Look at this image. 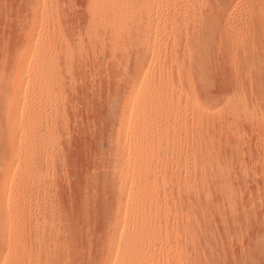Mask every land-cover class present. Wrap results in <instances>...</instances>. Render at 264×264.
Returning a JSON list of instances; mask_svg holds the SVG:
<instances>
[{"label":"rangeland","instance_id":"obj_1","mask_svg":"<svg viewBox=\"0 0 264 264\" xmlns=\"http://www.w3.org/2000/svg\"><path fill=\"white\" fill-rule=\"evenodd\" d=\"M252 1L150 0L127 46L120 0H0V144L14 166L0 192L3 264L101 261L109 136L127 89L117 71L143 37L149 83L135 107L150 110L129 131L148 159L143 264H264V0ZM199 15L209 31L194 59L186 32Z\"/></svg>","mask_w":264,"mask_h":264},{"label":"bare ground","instance_id":"obj_2","mask_svg":"<svg viewBox=\"0 0 264 264\" xmlns=\"http://www.w3.org/2000/svg\"><path fill=\"white\" fill-rule=\"evenodd\" d=\"M113 1V0H112ZM119 1V0H118ZM120 9H118V11H120L121 15H122V21H124V26L125 24H128L127 26H125V34L122 37V40L124 42V40H126V43L129 41V43L131 42V36L133 34V28L132 25H129L131 20L136 18L137 16H139L140 14H145L148 12L149 10V6L150 5V0H120ZM193 1V0H192ZM255 0L252 1L251 4L254 5ZM116 4V2L114 3ZM117 5V4H116ZM193 5V4H192ZM252 5V6H253ZM119 6V4H118ZM200 6L202 7V4H200ZM115 8V7H114ZM113 9V7L111 8ZM195 9V8H194ZM202 12V11H201ZM195 13V11H194ZM111 14V13H110ZM119 14V13H118ZM139 14V15H138ZM152 14V13H151ZM191 14V13H190ZM116 15V14H115ZM120 15V16H121ZM144 15V17H145ZM148 15V13H147ZM150 15V14H149ZM203 15V14H202ZM110 16V15H109ZM117 16V15H116ZM200 16V15H199ZM108 17V16H107ZM114 17V16H113ZM153 17V16H152ZM189 17V16H188ZM106 18V17H105ZM121 18V17H120ZM142 18V17H141ZM175 18V17H174ZM192 27L190 32H186V34L190 33V39L188 40V42L190 41V46L192 47L191 50H193V54L191 53V55H193L192 57H194V54L198 57L200 56V49L201 47H203L204 45V39L206 40V33L209 31V25L206 22L205 17H197V16H193L192 17ZM190 20V19H189ZM188 20V21H189ZM116 21V20H115ZM120 21V20H119ZM177 22V21H176ZM123 23H121L120 26L123 25ZM145 23V22H144ZM118 24V23H116ZM138 25V24H137ZM173 25V24H172ZM176 25V24H175ZM190 25V23H189ZM123 26V27H124ZM188 26V24H187ZM189 27V26H188ZM122 28V27H121ZM118 29V27H117ZM120 29V28H119ZM137 29V28H136ZM254 29V28H252ZM116 30V29H115ZM135 30V29H134ZM181 30V29H180ZM188 29H186L187 31ZM208 30V31H207ZM138 31V30H137ZM149 31V30H148ZM247 31V30H246ZM251 31V30H250ZM253 31V30H252ZM251 31V32H252ZM255 31V30H254ZM122 32V30L120 31ZM142 32V31H141ZM248 32V31H247ZM135 33V32H134ZM147 33V32H146ZM145 33V34H146ZM255 33V32H254ZM118 34V33H117ZM139 34V33H138ZM185 34V36H186ZM121 35V36H122ZM140 35V34H139ZM176 35V34H175ZM116 37V35H114ZM136 36V35H135ZM141 36V35H140ZM143 36V35H142ZM147 36V35H146ZM208 36V35H207ZM139 37V36H138ZM188 37V35H187ZM186 37V38H187ZM115 40V39H114ZM119 40V39H118ZM117 41V39H116ZM120 41V40H119ZM207 41V40H206ZM148 42V39L146 37H143L142 40L140 39L139 42H137L136 44V48L135 50L137 51V53L135 55H131L132 57H125V60L122 61L121 64H119V68L117 73L119 72L120 75L118 77L119 80L121 81V84L123 83V85H125L127 87V89L125 90L126 92L123 94V101L121 100L122 103V108L121 110L118 112L119 113V123L118 126L116 128V131L114 133L111 134V136H109V138L111 140H109L110 143V151H109V167L107 168L106 172V184L108 186V188L110 189L111 193H112V209H111V220H110V224L107 228V233L106 234V241L104 244V249H103V253H102V259L99 262V264H143V258H142V247L141 244H143L142 242L144 241L145 237L147 236V223H145V220H143V218L147 217V214L149 213V208L148 210L146 209H141L140 205L138 204L139 200L146 196V191L144 186L145 178L146 175L148 174L146 171V166L148 163V159L146 157H142V155H136L137 150L135 152V147H137L136 145L140 144L141 142H139L138 137L133 136V140L129 139V131L131 132V128H132V124H133V120L135 123V117H137L138 115H143L147 112L146 109L147 107H142V103L140 107H135V103L137 102V98L140 97L139 95H141V98L144 96L142 95L143 93L140 94L141 90H143V88L148 85L147 83V79H146V74H145V69H147L148 67H146V63H145V57L147 55V48H146V43ZM125 43V42H124ZM125 45L128 46V43ZM207 43V42H206ZM205 43V44H206ZM123 45V44H122ZM132 45L131 43L129 44V46ZM114 46V45H113ZM117 45L115 44V47ZM207 46V45H206ZM242 46V45H241ZM121 47V46H120ZM188 47V46H187ZM205 47V46H204ZM203 47V48H204ZM239 47V46H238ZM245 47V46H243ZM241 47V48H243ZM127 48V47H126ZM129 48V47H128ZM209 48V47H208ZM237 48V46H236ZM123 49V46H122ZM132 49V48H131ZM240 49V48H239ZM244 49V48H243ZM116 50V49H114ZM189 50V49H188ZM207 50V49H206ZM245 50V49H244ZM117 51V50H116ZM119 51V50H118ZM117 51V52H118ZM132 51V50H131ZM135 51V52H136ZM240 51V50H239ZM243 51V50H242ZM250 51V50H249ZM123 52V51H122ZM189 52V51H188ZM244 52V51H243ZM119 53V52H118ZM125 53V52H124ZM235 53V52H234ZM237 53V52H236ZM116 54V53H115ZM205 54V53H204ZM242 54V52H241ZM245 54V52H244ZM249 54V53H248ZM247 55V54H245ZM123 56V55H122ZM128 56V53H127ZM240 56V55H239ZM252 56V54L247 55V57ZM254 56V55H253ZM253 56L251 57L253 59ZM119 57V56H118ZM123 57H121L122 60ZM196 57H194L195 59ZM201 58V57H200ZM245 57H243L244 59ZM124 59V58H123ZM119 60V59H118ZM198 64H199V60L198 59ZM196 60V63H197ZM202 60V59H201ZM207 60V59H206ZM257 60V59H256ZM120 61V60H119ZM191 61V59H190ZM26 62V58L23 56L20 58L19 60V65H20V69L21 71H23L25 69L24 63ZM193 63V60L191 61ZM205 62V61H203ZM158 63V62H157ZM197 64V65H198ZM158 65V64H157ZM195 65V66H197ZM155 66V65H154ZM159 66V65H158ZM157 66V67H158ZM193 66V65H192ZM117 68V67H116ZM159 68V67H158ZM199 68H201L199 66ZM206 68V67H205ZM153 69V68H152ZM193 69V68H192ZM196 69V68H195ZM151 70V69H150ZM198 70V69H196ZM195 70V71H196ZM194 71V72H195ZM199 71V70H198ZM200 73V71H199ZM198 74V73H196ZM202 74V73H201ZM118 75V74H117ZM151 75V74H150ZM200 75V74H198ZM146 76V77H145ZM197 76V75H196ZM238 76V75H237ZM241 76V75H240ZM200 77V76H199ZM235 78V77H234ZM245 78V77H242ZM146 79V80H145ZM152 79V78H151ZM157 79V78H156ZM202 80V79H201ZM236 80L238 81V78L236 77ZM241 80V79H240ZM23 81V75L22 73H17L15 75V77L12 78L11 80V86L10 89L11 91L9 92V97L7 98V101L5 103V112H10V110L12 109L13 105L16 103V101H18L17 96L20 92L21 89V83ZM160 81V79H159ZM244 81V80H243ZM154 82V81H153ZM198 82V81H197ZM202 82V81H201ZM239 82V81H238ZM159 83V82H158ZM168 83V82H167ZM237 83V82H236ZM241 83V81H240ZM207 84V83H206ZM235 84V83H234ZM238 84V83H237ZM236 84V86H237ZM243 84V83H242ZM240 86V85H239ZM244 86V84H243ZM149 87V86H148ZM238 88V86L236 87ZM154 89V88H153ZM167 89V88H166ZM239 89V88H238ZM236 89V90H238ZM241 89V88H240ZM243 90V89H242ZM145 91V90H143ZM171 91V90H170ZM237 92V91H236ZM238 94V93H237ZM151 95V94H150ZM167 95V94H166ZM243 95V94H242ZM234 96V95H233ZM144 97H147L146 95ZM229 97V96H227ZM141 98H139L138 100H140ZM230 98V97H229ZM146 99V98H144ZM144 99L142 101H144ZM232 99V98H231ZM230 99V100H231ZM234 100V99H233ZM232 100V101H233ZM141 101V102H142ZM229 102V101H228ZM234 102V101H233ZM230 103V102H229ZM139 104V103H137ZM237 104V103H236ZM144 105V104H143ZM145 106V105H144ZM150 110V109H149ZM148 110V111H149ZM150 114V113H149ZM146 115V114H145ZM153 115V114H152ZM148 116V115H147ZM142 118H145V116H141ZM139 116V118H141ZM141 118V119H142ZM140 119V120H141ZM139 120V119H138ZM139 124V123H138ZM134 126V124H133ZM136 126V125H135ZM8 128V127H7ZM135 128V127H134ZM12 130V129H9ZM8 132V131H7ZM6 132V133H7ZM134 132V131H133ZM141 132V131H140ZM139 132V133H140ZM136 133V132H135ZM6 139L8 141H12L13 139V133H9L8 135H5ZM131 136V134H130ZM141 136V134H140ZM145 136V135H144ZM8 137V138H7ZM132 137V136H131ZM143 137V136H142ZM141 137V138H142ZM144 138V137H143ZM3 140V139H2ZM107 140V141H108ZM141 140V139H140ZM142 141V140H141ZM144 141V140H143ZM146 141V139H145ZM7 142V141H6ZM6 142H4L6 144ZM9 142V143H10ZM149 142V141H148ZM2 142V144H0V148L2 147V145L4 144ZM144 143V142H143ZM142 143V144H143ZM147 143V142H145ZM152 143V142H151ZM8 144V142H7ZM150 144V143H149ZM146 144V145H149ZM159 144V143H158ZM145 145V146H146ZM153 144V148H154ZM8 145H3L2 150L0 151L1 153L5 152L7 150ZM11 146V145H10ZM139 146V145H138ZM143 146V145H141ZM140 146V147H141ZM151 146V144H150ZM160 146V145H159ZM134 147V150H133ZM143 148V147H142ZM109 149V148H108ZM154 150V149H153ZM158 150V147H157ZM208 150V149H207ZM9 151V150H7ZM6 151V152H7ZM12 153V150L9 151V155L6 154V158L5 159H1L3 157L0 158V192L4 191V187L5 184L9 181V179L11 178V176L13 175L12 173V166H13V158L10 157V154ZM108 154V153H107ZM139 154V153H138ZM3 154H1L2 156ZM5 155V153H4ZM107 164V163H106ZM14 167V166H13ZM148 170V169H147ZM221 171V169H220ZM149 172V171H148ZM223 172V171H222ZM225 172V171H224ZM223 172V173H224ZM147 173V174H146ZM221 173V172H220ZM228 173V172H227ZM150 174V172H149ZM203 174V173H202ZM205 174V173H204ZM203 174V175H204ZM202 175V176H203ZM225 175V174H224ZM223 175V176H224ZM228 175V174H227ZM102 176V175H101ZM204 177V176H203ZM207 177V176H206ZM204 177V178H206ZM211 177V176H210ZM214 178V177H213ZM212 178V179H213ZM104 180V179H103ZM151 180V179H150ZM206 180V179H205ZM218 180V179H217ZM229 180V179H227ZM145 181V182H144ZM224 179L221 178V180H219L218 182L220 183V185H222L223 187L226 186L224 183ZM38 182V181H37ZM203 182V181H202ZM210 182V181H208ZM228 182V181H227ZM151 183V182H150ZM216 183V182H215ZM218 183V184H219ZM224 185H223V184ZM205 185V184H204ZM212 185V184H211ZM216 185V184H215ZM219 185V186H220ZM136 186V187H135ZM147 186V185H146ZM155 187V186H154ZM222 187V189H223ZM229 187V186H228ZM227 187V189H228ZM107 188V189H108ZM207 189V188H206ZM148 190V189H147ZM208 190V189H207ZM206 190V191H207ZM221 190V189H220ZM225 187H224V192H227V190L225 191ZM229 190V189H228ZM151 191V189H150ZM151 193V192H150ZM155 193V192H154ZM208 193V192H207ZM229 193V192H227ZM226 194V193H225ZM111 197V196H110ZM152 197V196H151ZM225 197V196H224ZM227 198V197H226ZM144 199H146V197H144ZM151 199V198H150ZM207 200V198H206ZM142 201V200H141ZM154 201V200H153ZM202 201V200H201ZM205 201V200H204ZM230 201V200H229ZM206 202V201H205ZM144 203H148V202H144ZM154 203V202H153ZM200 203V202H199ZM157 204V203H156ZM230 204V203H229ZM233 204V203H232ZM4 205L5 203L2 201L0 202V213L3 214V212L5 211L4 209ZM151 206V203L149 204ZM147 206V205H146ZM230 206V205H229ZM144 207V206H143ZM148 207V206H147ZM146 207V208H147ZM154 206L152 205L151 208H153ZM201 207V206H200ZM199 207V208H200ZM232 207V206H231ZM145 208V207H144ZM203 208V207H202ZM107 209V208H106ZM152 210V209H151ZM208 210V209H207ZM234 210V209H233ZM151 213V212H150ZM201 213V212H200ZM150 216V215H149ZM2 226V223H1ZM107 226V225H106ZM150 226V225H149ZM2 228V227H1ZM106 229V228H105ZM3 233V232H2ZM150 233V232H149ZM263 234V233H262ZM1 235V234H0ZM190 235V234H189ZM193 235V234H192ZM202 235V234H201ZM200 235V236H201ZM197 237V236H196ZM262 237V236H261ZM104 241V240H103ZM146 242V241H145ZM20 245V244H18ZM17 245V246H18ZM17 248V247H16ZM146 248V247H145ZM149 257V256H148ZM246 259V258H245ZM3 260H4V252L0 253V264H3ZM147 261V260H146Z\"/></svg>","mask_w":264,"mask_h":264}]
</instances>
